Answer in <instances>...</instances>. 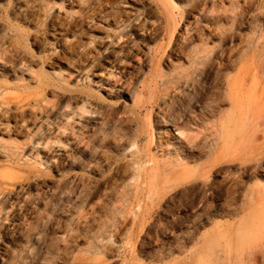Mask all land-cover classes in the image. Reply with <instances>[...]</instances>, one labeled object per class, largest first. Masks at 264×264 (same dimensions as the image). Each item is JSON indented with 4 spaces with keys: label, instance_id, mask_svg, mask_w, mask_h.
Instances as JSON below:
<instances>
[{
    "label": "rangeland",
    "instance_id": "obj_1",
    "mask_svg": "<svg viewBox=\"0 0 264 264\" xmlns=\"http://www.w3.org/2000/svg\"><path fill=\"white\" fill-rule=\"evenodd\" d=\"M79 1L84 3L86 0ZM101 1L92 9L96 15H88L93 23L86 24L85 19L78 21V18H70V15L77 16L79 9L68 0H0V264H81L75 260L81 257L89 258L91 264H121L124 260L136 264H162L172 262L175 258L182 260L185 255L179 252L169 256L170 251L178 247L177 243L193 251L200 235L214 231L217 223L228 220L224 210L219 207L220 202H228L235 197L238 203H242L249 187L264 186V163H247L243 167L239 162L222 163L210 178L212 187L197 183L183 188L159 206L149 208L152 220L143 213L140 220L134 221L133 212L139 200L127 188L130 173L126 175L119 172L126 163L140 159L131 158V145L136 143L147 151L148 133L157 134L166 130L171 132L176 141L181 139L174 136L176 132L170 121L167 125L157 122L156 107H147L152 112L148 122L146 111L135 109L128 96L117 101L115 97L97 90L98 86L86 82L75 84L74 75L70 76L78 67L83 70L95 64L92 71L88 70L90 82L95 80L93 75L102 67L99 62L101 55L97 54L107 46L108 38L117 36L111 12H122L115 15L117 21H124L126 14L131 18L134 13L135 16L155 21L154 14L160 11L159 14L162 13L168 19L170 30L176 29L174 39L164 35V24H161L143 36L145 45L157 52L160 50L159 55L165 47L167 57L163 58L164 61L162 59L160 69L162 73L166 71L165 81L168 80L172 85L179 82L174 114L180 117L188 113L187 116H190V112H195V115L204 112L205 123L200 125L199 131L210 135L211 126L224 121L230 111V103L224 98L221 86L222 76L235 77L237 73L231 63L220 59V53L224 51L231 60L236 63L240 61L239 64L254 55L253 64L250 63L254 77L253 82L249 83L252 89L264 77L263 71L255 70L258 65L264 64V0H109L110 5L106 0ZM74 20L78 23H75V28L69 29L67 24ZM173 23L179 24L177 28ZM188 24L190 28L185 33L184 26ZM65 31L69 32V40L75 37L79 44H83L84 50L72 53L60 51L62 47L55 46L54 41L60 40V34L66 35ZM133 37L129 39L133 40ZM141 39L137 36L142 45ZM124 40L120 41L121 46L125 44ZM136 49L143 50L140 44ZM203 50H212L213 66L201 67L202 74H187L194 82L192 87L191 83H186V73H182L183 68L186 69V66L183 67L184 58ZM132 52L134 56L135 51ZM62 53L65 57H62ZM132 54L125 58L126 64L123 62L125 65L121 66V70L124 69L129 75L135 74L130 68L135 66ZM58 75L71 78L64 80L67 83L55 82V85L48 87L46 78H56ZM132 75L128 78H136ZM156 86L161 88V83L157 81ZM214 86L218 91H213ZM74 90L79 92L69 93ZM76 94L87 98L93 105H100L107 110L117 108L126 115L122 122L104 131H94V120L82 121L71 113H66L67 116L57 120V123L50 122L53 118L48 123L43 122L48 113L58 108V98ZM212 95L215 97L212 98ZM171 96L160 101V107L168 105ZM200 97L202 103L195 104V98ZM42 101L48 102L46 108L41 107ZM56 103L57 107H54ZM207 107L209 109H204ZM30 115L35 119L27 120ZM13 116L17 117L15 130L19 133L11 129L12 134L10 131L3 133L1 126L6 121L12 124ZM20 116L25 118L24 123L19 119ZM56 125L79 136V143L72 144L70 141L65 142L68 138H61L60 144H54L57 143L53 140L54 136L48 134L47 141L53 144L49 145L50 148L40 151L39 147L32 146L38 137H30L40 126L48 131L47 128L54 130ZM196 131L193 130L194 133ZM67 143H70L69 146ZM150 152L160 157L158 150L151 149ZM171 152V156L163 154L160 159L172 162L175 155ZM64 153L75 155L81 166L46 161V158L57 159ZM181 156L185 157L183 153ZM195 157L201 160V164L207 162L197 155ZM74 175H78L79 179L72 193L62 199L55 196L56 191L50 187ZM231 185L235 186L234 196L229 192L231 189L228 190ZM209 192L214 195L211 197ZM26 195L30 196L26 203H22ZM140 201L148 204L145 195L140 196ZM16 202L22 205H15ZM199 214L203 216L202 220L192 229L186 230L187 223ZM104 238L119 242L125 249L122 248L117 257H109L105 253ZM157 252L163 253L165 261L161 260Z\"/></svg>",
    "mask_w": 264,
    "mask_h": 264
},
{
    "label": "bare ground",
    "instance_id": "obj_2",
    "mask_svg": "<svg viewBox=\"0 0 264 264\" xmlns=\"http://www.w3.org/2000/svg\"><path fill=\"white\" fill-rule=\"evenodd\" d=\"M99 1L101 0H89L86 3L84 2V4L79 0H68V2H72L74 4V7L79 9L78 12L76 11L77 16L74 11L75 15H70V18H78V21H83L85 19L86 24L92 22L90 21L91 18H89V13H94L95 10L92 11V9L94 8V5L99 3ZM106 1L109 3V0ZM115 2L116 1H114V3ZM101 5L103 6V4ZM127 7L130 8V6ZM109 8L110 7H108V9ZM98 10H100V8ZM159 12L157 11L156 14H154L153 12L156 19L155 21L148 20V18L143 16H135V13L132 16L130 15L131 18H129V16L126 14V17H124V21H117V19H115V15L117 13L121 14L122 12H117L115 14L111 12L112 15L110 17L114 15L112 17L114 23L112 22V20L111 22L114 24L113 26L115 28V32H117V36H114L110 39L107 37V46L103 48V51L101 53L97 54L101 55L99 62L102 63V67L96 74L93 75V78H95V80H91L90 82L91 74L88 75V70H91L95 64L93 66L90 65L85 69L83 68V70L78 69L79 67H76V70L72 68V70L74 71H72L73 73L70 74V76L74 75L75 84L86 82L89 85L93 84L95 86H98L96 87L97 90H102L107 96L115 97L117 101H121L123 99V96L125 97V95L128 96L135 109L141 108L146 111L145 117L147 118L148 122H150L152 112L147 107L150 105L152 109L156 107L157 113L155 115V119L157 120V122L162 123L161 125H167L170 121V123H172V127L174 128V131L176 132L174 136H179V138L181 139L180 141H176L171 132L169 130H166V132L163 133H148L149 140L147 151L144 148H139L136 143H133L131 145V147L133 148V152H131V158L137 157L140 159L136 162L130 161V163H126L123 168L121 167L123 165H121L120 167L122 169L120 168L121 170H119V172L126 175L127 173H130V176L128 178L129 184L127 185V188L132 190L135 193L136 199L139 200L135 212H133L135 214L133 218L134 221L140 220L143 217V213L148 216L149 220H152L149 208L159 206L161 203L167 201V199H170L168 197L172 196V194L180 191L183 188L190 187L192 185L194 186V184L197 183L208 185L209 188L212 187L210 178L222 163L225 164L231 162H239L240 165H242L241 167H243V165L247 163H249V165L264 163V77L262 78V80H258L256 84L257 87H255L254 89H252V86L249 85V83L251 84V81L254 78L252 74L253 66L251 65L253 64L251 62L254 55H251L250 59H245L244 62H242L243 60L240 58L242 60V63L239 64V59V62H237L239 66L236 67V61L231 60L230 55H227L224 51L221 50L222 52L220 53V59L224 62L231 63L232 66L237 70L235 77H226L227 75L225 76L223 74L225 77L222 76V78L224 79L222 82L220 81L225 96L224 98H226V100H228L230 103V111L225 116L224 121L220 122L218 125L211 126L210 135H204L199 131L200 125L203 126V123H205L204 112H200V115H195V112H190V116H187L189 114L188 113L187 115L185 114L184 116L180 117L174 114L175 111L173 112V107L177 103L175 93L177 90L176 87L179 86V82L172 85L167 82L168 80L165 81L164 79V77L166 76L164 75L166 71L165 73H162V70L160 69V63L162 62L163 58L167 57L165 55L166 51H164L165 47L162 46L164 47V49L159 55L158 52L160 50L157 52V50H155L154 48L152 50L149 45H145L143 36H146V34L151 30L154 31L153 29L159 25L161 26V24H164V35H167L169 38H173V36H175L174 33L176 29L172 27L173 29L170 30L168 19H165V16H163L162 13L159 14ZM94 14L96 15V12ZM107 20L110 21V19ZM75 23L78 22L76 20L71 21V23L69 22V24H67L68 28H75ZM173 25L175 24L173 23ZM177 25H175L176 28ZM189 28V24L184 26L185 33H187ZM65 32L66 35H59L60 40L54 41L55 46L59 45V47H62L60 48V51L64 53H72L75 52V50L82 51L84 47H82L81 45L83 44H79L77 42L78 40L76 41L75 37H73L72 40H69L67 36L69 32ZM128 32H131V34H128ZM107 34H109V32ZM109 35L112 36V34ZM137 36L142 38V45L140 43V40H137ZM130 37H133V40L129 39ZM121 40L125 41V44L123 43L125 46H121ZM128 40H131V42H128ZM72 41L73 44H70ZM139 44L143 48V50L136 49ZM151 50L153 51L152 53ZM132 51H135L134 56L132 54ZM238 52H240V50ZM96 53L97 52H95V54ZM203 53L205 55H203L202 57ZM232 53L233 51L230 52V54ZM130 54H132L133 57H131L135 63V66L130 67L132 70H134V75L127 74L124 69L121 70V66H124L126 64L124 62L125 58H127V56H129ZM212 54V50L210 52L203 50V52L198 51L193 56H190L187 59L184 58L185 65H183V67L186 66V69L184 67L182 73H186V83L189 82L191 83L192 87H194V82L189 79V76L187 74L190 73L191 76L195 74H202L203 70L201 69V67L206 68L211 66ZM158 56L159 58L156 61V58ZM62 57H65L64 54ZM123 62L125 64H123ZM98 68L100 67L98 66ZM255 70L257 72H264V64L258 65ZM131 75L135 76L136 78L131 79L130 77L129 79L128 76ZM70 76H68L67 78L62 77L61 75H58V77L56 78L47 77V86L49 87L51 84L55 85V82H57L58 84H61L62 82L67 83V81L64 80L69 79ZM179 79L181 80L182 78L180 77ZM205 79L207 80L206 73ZM157 81L161 83V88L159 87V83V86H156ZM205 84L207 85L206 82H204V85ZM201 89L202 91L204 90L203 86ZM213 89L214 92L215 90L218 91V88L215 86ZM78 92L79 91L74 90L69 93L72 94ZM171 92L174 93L173 96H171ZM169 95L171 96V99L168 100V105L165 104L160 107L159 102L165 101V98L169 97ZM213 97L215 96L212 95V98ZM58 99V108L56 110L54 109V107H57L56 105L58 103H56L54 107L52 106L55 111L48 113V116L45 115L46 117L43 122H47L53 118V120H50V122L56 121L57 123V120L65 118L68 113H71V115L78 117L82 121L94 120V127H92L94 128V131H101L102 129L104 131L113 128L116 126V124L122 122V118L126 115V113H124L123 111H119L117 108H110L109 110H107L100 105H93L87 98L81 97L77 94L72 95L68 98L61 97ZM201 100V97L200 99L195 98V104H201ZM125 102L126 101L124 99V103ZM34 105H36L35 102ZM47 106L48 102L42 101L41 107L46 108ZM212 106L214 107V104ZM209 107L211 108V106ZM204 109L209 108L207 107ZM49 114H51V117H49ZM19 119L22 123L25 122V118L23 116H20ZM34 119L35 118L30 115L27 120ZM16 120L17 117L13 116L12 121L14 122L12 124L11 122L6 121L1 126V131H3V133H8L10 131L9 133H11V130H13V132L17 133L18 131L15 130ZM96 125L98 126V128H95ZM42 127L43 126H40L37 131L30 137H38V139L35 140L36 142L33 143L32 146L39 147L40 151H42L43 149H47L49 145H53L47 141L48 139L46 138V136H48V134L54 136L53 140L57 142H53L54 144H60L61 138H68L65 142L70 141L73 142L72 144L79 143V136H76L72 132L69 133L66 129L63 130L59 125H56V127H54V130L51 129L52 131L49 128H47L48 131H45L46 128L45 130H43L41 129ZM193 130H197L196 133H194ZM69 144L70 143H67V146H69ZM151 149L155 151L158 150V152L160 153V157H163V154L171 156V151H173L175 156L172 157V162H164L156 154H151ZM181 153H183L185 157L181 156ZM195 155L204 158V160H207V162L205 164H201V160L196 158ZM78 160L79 159H77L75 155L69 153L61 154L57 157V159L46 158L47 162H51L53 164L71 163L72 165L81 166V162H79ZM78 179V175H74L67 181H59L56 185L53 186V188H50L56 191L57 194L55 196L58 195V197L62 199V197L66 196L68 193H72L73 187ZM229 189H231L229 191L230 194L234 196L236 194V192L234 191L235 186L231 185L228 190ZM51 193H53L52 190ZM141 195L146 196V202L149 205H146L145 203L140 201ZM209 195L212 197L214 194L212 192H209ZM28 196L30 195L24 196L21 202L26 203V200H28L29 198ZM36 196L37 195H35V197ZM245 198V201H243L242 203H238L235 200V197L234 199H229L228 202H220L219 207L221 210H224L225 217H227L228 220L217 223L214 231L200 235V238L194 245L196 246V248L193 249V251H189V248L187 249L186 247L181 246V243H177L179 244L178 247L173 251H170L169 256H174L175 252H179L180 254L185 255L184 258L182 260L175 258V260H173L172 262L162 264H264V186L259 187L258 185H256L249 187L247 189ZM21 202H16L15 205H19L21 204ZM197 216L198 217L187 223L188 225L186 226V230L192 229L202 220L203 216L201 214ZM102 240L104 241L103 244L106 246L105 253H107V255H109V257L111 258L117 257V254L122 250V248H124L119 242L109 240V238H104ZM157 255L161 257V260L165 261L163 253L160 254L159 252H157ZM75 260H78L76 262H80L81 264H91V260L89 258L81 257L78 259L76 258ZM121 264L136 263H131V261L124 260L123 262H121Z\"/></svg>",
    "mask_w": 264,
    "mask_h": 264
}]
</instances>
